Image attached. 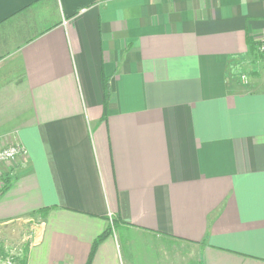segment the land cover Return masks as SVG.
<instances>
[{
	"label": "crops",
	"instance_id": "obj_1",
	"mask_svg": "<svg viewBox=\"0 0 264 264\" xmlns=\"http://www.w3.org/2000/svg\"><path fill=\"white\" fill-rule=\"evenodd\" d=\"M262 38L264 0H0V147L28 151L4 239L31 232L26 264H86L106 231L92 264H264Z\"/></svg>",
	"mask_w": 264,
	"mask_h": 264
},
{
	"label": "built area",
	"instance_id": "obj_2",
	"mask_svg": "<svg viewBox=\"0 0 264 264\" xmlns=\"http://www.w3.org/2000/svg\"><path fill=\"white\" fill-rule=\"evenodd\" d=\"M66 23L67 20H64ZM257 52L264 57V38L260 40L259 45L256 47ZM264 61V60H263ZM28 151L19 143H12L0 147V193L6 188V180L4 179L1 165L11 163L18 159L24 158ZM112 217V215H110ZM31 232L25 234V238L20 244L12 245L2 235V228L0 227V264H18V259H21L27 254L25 253L24 243H31Z\"/></svg>",
	"mask_w": 264,
	"mask_h": 264
},
{
	"label": "trees",
	"instance_id": "obj_3",
	"mask_svg": "<svg viewBox=\"0 0 264 264\" xmlns=\"http://www.w3.org/2000/svg\"><path fill=\"white\" fill-rule=\"evenodd\" d=\"M107 99H108V97H106V101H107ZM6 183H7V185H6L5 190H7L8 187H9V181H6ZM5 190H4L3 192H5ZM108 233H109V232L106 231L103 235H101V236L95 241V243H94V245H93L92 252H91L90 257H89V259H88V261H87L86 264H92V260H93V257H94V254H95V251H96V249H97V247H98V244L101 242V240H102L104 237L107 236ZM25 253H26V252H25ZM26 262H27L26 255L23 256L21 259H18V264H26Z\"/></svg>",
	"mask_w": 264,
	"mask_h": 264
},
{
	"label": "rangeland",
	"instance_id": "obj_4",
	"mask_svg": "<svg viewBox=\"0 0 264 264\" xmlns=\"http://www.w3.org/2000/svg\"><path fill=\"white\" fill-rule=\"evenodd\" d=\"M6 239V238H5ZM9 239H11V238H9Z\"/></svg>",
	"mask_w": 264,
	"mask_h": 264
}]
</instances>
